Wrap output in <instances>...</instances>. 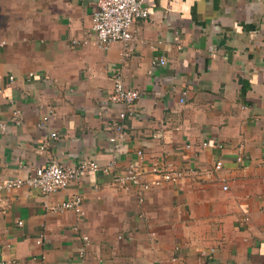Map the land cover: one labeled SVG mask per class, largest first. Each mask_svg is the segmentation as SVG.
Returning <instances> with one entry per match:
<instances>
[{
	"label": "crops",
	"instance_id": "obj_1",
	"mask_svg": "<svg viewBox=\"0 0 264 264\" xmlns=\"http://www.w3.org/2000/svg\"><path fill=\"white\" fill-rule=\"evenodd\" d=\"M143 3L132 37L102 49L73 43L94 0H0V183L54 159L101 166L49 195L2 189L0 264H264V0ZM116 74L139 93L123 121ZM132 162L145 181L183 174L140 200L113 180ZM73 195L82 215L51 209Z\"/></svg>",
	"mask_w": 264,
	"mask_h": 264
},
{
	"label": "built area",
	"instance_id": "obj_2",
	"mask_svg": "<svg viewBox=\"0 0 264 264\" xmlns=\"http://www.w3.org/2000/svg\"><path fill=\"white\" fill-rule=\"evenodd\" d=\"M95 11L92 18L91 35L87 39H73L74 44L94 45L102 49H107L114 41H127L132 37L131 24L136 18H145L149 15V9L144 5L143 0H94ZM164 64L163 59L160 60ZM12 78V77H10ZM185 94V93H184ZM139 98V93L136 89L127 88L123 84L120 75L114 77L113 91L109 99L113 102H118L122 105V110L119 112V120L123 121L125 118H130L137 113L136 100ZM184 101V97L180 98ZM52 110L42 116L40 125L43 126L49 121ZM5 128L4 125H0ZM115 134L109 137L111 142L116 141L117 138H123L126 135L123 123H119L114 128ZM52 138L56 137V133H50ZM204 146L208 142L203 143ZM44 147L41 146L40 149ZM139 158H142V152L137 153ZM115 161H111L103 170H108L112 167ZM222 165L221 161L215 163V168L219 169ZM101 166L94 160H82L74 165H63L57 160H52L44 166L37 167L34 173L24 177L15 179H6L0 183V191L2 189L10 190L20 186H28L37 188L43 195H49L64 189L68 184L80 177L93 173L99 170ZM151 172L156 174V178L152 181H145L142 179V171L137 162H132L125 169L114 175V182L127 186L131 185L137 188L139 195L143 200V193L153 187H159L163 183H174L183 174L179 169L171 166V164H164L162 166L155 165ZM224 191L228 190L227 183L222 184ZM55 211L72 210L79 215L83 211V198L80 195H73L66 200L57 203L51 207ZM21 224V221H18ZM83 244L81 245L78 255L83 257L86 246L89 243L87 235L82 236Z\"/></svg>",
	"mask_w": 264,
	"mask_h": 264
}]
</instances>
